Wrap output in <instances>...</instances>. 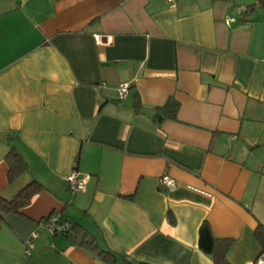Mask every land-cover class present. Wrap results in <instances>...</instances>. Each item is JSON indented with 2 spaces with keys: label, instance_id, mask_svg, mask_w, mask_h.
<instances>
[{
  "label": "crops",
  "instance_id": "crops-1",
  "mask_svg": "<svg viewBox=\"0 0 264 264\" xmlns=\"http://www.w3.org/2000/svg\"><path fill=\"white\" fill-rule=\"evenodd\" d=\"M255 2L0 0V198L32 181L43 187L0 222V264H101L39 228L53 213L149 264H213L198 248L206 222L233 241L231 264H254L264 226V8L241 10ZM169 100L176 120L159 113ZM11 148L27 170L9 183ZM70 171L83 190L69 191ZM164 175L174 189L160 186Z\"/></svg>",
  "mask_w": 264,
  "mask_h": 264
},
{
  "label": "trees",
  "instance_id": "trees-1",
  "mask_svg": "<svg viewBox=\"0 0 264 264\" xmlns=\"http://www.w3.org/2000/svg\"><path fill=\"white\" fill-rule=\"evenodd\" d=\"M264 8V0H256V2L250 6L242 8V16L250 14L256 8ZM139 107L136 105V108ZM178 104L169 100L163 107L159 108V113L164 114V118L170 120H176ZM159 116V114H157ZM159 122L160 117H157ZM163 119V118H162ZM157 120V121H158ZM5 163L7 165V177L9 183L16 180L27 170V165L22 156L14 149L11 148L5 155ZM43 190L40 183L32 181L20 191L17 192L11 200H5L0 198V222L4 215L8 213L21 214V210L27 207L31 200ZM69 229L65 232L54 235L66 237L70 244L73 246L85 247L90 253L95 256L101 264H149L144 262L133 263L126 257L112 251L110 248H101L94 240V237L77 223H68ZM256 241L260 246V254L264 252V226L258 224L254 232ZM233 245V241L230 239L216 238L209 225L203 222L198 230V248L199 250L209 256L213 264H231L227 260V253Z\"/></svg>",
  "mask_w": 264,
  "mask_h": 264
},
{
  "label": "built area",
  "instance_id": "built-area-1",
  "mask_svg": "<svg viewBox=\"0 0 264 264\" xmlns=\"http://www.w3.org/2000/svg\"><path fill=\"white\" fill-rule=\"evenodd\" d=\"M234 19L230 18L228 19V22L231 23L233 22ZM96 40L98 41L99 37H95ZM119 98L120 99H125L129 95V87L126 84H122L119 86ZM67 184H68V189L70 192H77L81 191L84 189L86 180L84 177L79 176L75 171H70L66 175L65 178ZM160 186L166 188V189H174L176 184L174 180H172L169 176L164 175L160 178L159 180ZM39 228L45 231L47 234L50 236L54 235H59L66 230L69 229L68 223L61 221L58 214L53 213L50 217L42 220L39 222ZM38 237V234L35 233L33 234L29 241L26 242L25 244V252H24V257L28 258L32 249V242ZM254 264H264V252H262L255 260Z\"/></svg>",
  "mask_w": 264,
  "mask_h": 264
}]
</instances>
